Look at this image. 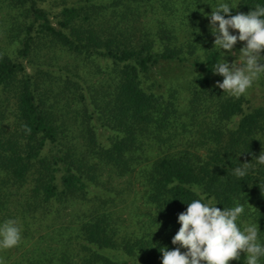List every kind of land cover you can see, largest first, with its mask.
<instances>
[{"label": "trees", "instance_id": "1", "mask_svg": "<svg viewBox=\"0 0 264 264\" xmlns=\"http://www.w3.org/2000/svg\"><path fill=\"white\" fill-rule=\"evenodd\" d=\"M216 3L0 0V222L16 249L40 235L26 264H162L192 185L264 243V102L216 87ZM170 66L185 85L157 77Z\"/></svg>", "mask_w": 264, "mask_h": 264}, {"label": "clouds", "instance_id": "2", "mask_svg": "<svg viewBox=\"0 0 264 264\" xmlns=\"http://www.w3.org/2000/svg\"><path fill=\"white\" fill-rule=\"evenodd\" d=\"M211 7L213 11L204 15L214 36L213 49L221 54V59L212 65V72L223 77L216 87L223 90V95L238 99L264 78V5L257 4L246 14L235 15L232 12L237 6L230 0H217L215 7ZM238 42H243V47L237 53L234 49ZM227 56L237 58L229 62ZM255 161L264 166V153L255 157ZM235 175L243 176L245 172L237 168ZM190 191L198 198L188 202L186 211L178 215L180 228L172 238L176 247L160 249L162 264H230L242 254L244 264H260L264 243L259 227L252 223L238 224L243 206L221 209L202 194L199 186H190ZM21 239L22 228L15 219L0 222V250L18 246Z\"/></svg>", "mask_w": 264, "mask_h": 264}, {"label": "rangeland", "instance_id": "3", "mask_svg": "<svg viewBox=\"0 0 264 264\" xmlns=\"http://www.w3.org/2000/svg\"><path fill=\"white\" fill-rule=\"evenodd\" d=\"M200 32L206 33L207 31H204L203 28H201ZM236 58L237 57L230 56L228 60L229 62H232ZM189 74L190 72L184 70L182 67L170 66V67L164 68L162 72L157 73L158 75L157 77L164 78L169 83L172 82L174 86H180V85L186 84V82L188 81ZM261 82H264V78H261ZM261 82L260 80H258L253 85V87L249 89L247 95H245L249 99H252V100L255 99V102H254V104H256L255 106H258L259 104H262V102H264V84ZM39 238H40V235H37V239L31 238L30 239L31 241L27 242L25 246H22L19 249L11 248L10 250H7V252L10 253L9 255L10 257H9V261H7L5 264H26V262L29 261L30 258H33V259L38 258L37 256L39 255V253L37 252V249L39 248V244H37V246L35 247V245H32L31 242L32 240H34L33 241L34 243L33 242L32 243L35 244L36 240H38ZM7 256L8 254L5 255L6 259H7Z\"/></svg>", "mask_w": 264, "mask_h": 264}]
</instances>
